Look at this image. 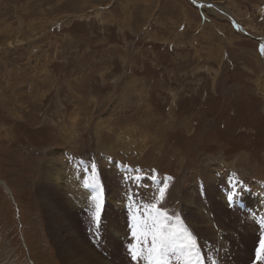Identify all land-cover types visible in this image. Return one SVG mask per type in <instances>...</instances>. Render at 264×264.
<instances>
[{
  "label": "rangeland",
  "instance_id": "374dc122",
  "mask_svg": "<svg viewBox=\"0 0 264 264\" xmlns=\"http://www.w3.org/2000/svg\"><path fill=\"white\" fill-rule=\"evenodd\" d=\"M207 1L0 0V264H62L47 228L55 190L56 247L69 234L75 263L124 264L123 233L110 227L111 242L86 204L104 187L116 212L136 206L123 216L135 232L165 182L158 207L197 237L201 264L255 261L262 202L239 191L264 185V0ZM215 172L225 178L204 183ZM191 186L205 206L224 199L227 222H248L244 242L214 227L208 252L183 203Z\"/></svg>",
  "mask_w": 264,
  "mask_h": 264
},
{
  "label": "bare ground",
  "instance_id": "6f19581e",
  "mask_svg": "<svg viewBox=\"0 0 264 264\" xmlns=\"http://www.w3.org/2000/svg\"><path fill=\"white\" fill-rule=\"evenodd\" d=\"M191 1L193 2V4H196V5H201L202 1L206 2L207 3L206 5H209V3H210L207 0H191ZM213 7H214V5L212 6V8ZM208 8H210V7H208ZM212 25H213L212 22H209L207 27H211ZM214 162H216V160L212 161L211 163H214ZM223 163H226V162H223ZM216 164H218V163H216ZM220 164H222V163H220ZM227 164L230 165V163H227ZM215 165L213 164V166H215ZM50 171H55V170L54 169H50ZM231 175H233V174H231ZM216 176H217L216 172L214 174H211V175L208 174L207 176H205V180L203 179V181H204V183H207V184L211 185V184H214L215 181L218 180V178H225V176H222V175L220 177H217V178H216ZM46 182H47V180L44 179V183H46ZM204 183H203L204 187L208 186V185H205ZM194 185L195 186L197 185L195 181H194ZM84 186H82V187L80 186V190H78V192H76V194H78L79 192H82L83 190L84 191L88 190ZM244 188L251 189V191L250 192L249 191H242V189H241L239 191V194H242L243 196H246V197L251 196L253 198L259 199L262 202V208H264V185L262 186V185H258V183L257 184H254V183L251 184L250 183ZM103 189H104V187H103ZM102 190H100V195H98V196H90V198L92 199V203L91 204H93V206L92 205L90 206V202H88L86 204V208L88 210H91L92 208H95L97 200L94 199V197L98 198V201L100 203H102V206H103L104 211H105L102 214L104 216V218H103L102 222L99 223V225H100L99 231L101 229H105L106 230V237L111 242H113L114 244H116V240H115V237H114L112 232H114L116 230V228H117V231H121L123 234L122 235L120 234V236L121 237L124 236V238L122 240L124 242L121 243L122 241L119 240L120 242H118L117 245H120V249H121L122 253H128L129 252L128 251L129 247L131 245H136L135 244L136 238L134 239V236H133L134 232H132V230H130V228H129L130 225L127 223V218L123 217V216L124 215H128V214H132L131 206L134 207V208H136V206L128 205L127 207L124 208V211H121V207H120L119 211L116 212V209L114 207L110 206V204H108V198L104 197L105 192H102ZM194 190H195L194 186H191V190H190L189 187L187 189H185L184 196H183L182 199H183V203H185V205H186L187 216H188V219L190 220V223H192L191 226H193V228L196 230L197 234L201 237L202 242H204L207 245H210L209 242L207 243V241H204V239H206V240H209L211 242V244H212V247L210 249L208 247V249H207L208 252L212 253V251L218 245V243L221 244V242L216 241V238L213 236L214 235V233H213L214 232L213 231L214 227L217 230H222V232H225V236H224L223 240H227V241H229V240L234 241V239H236L235 237H237V238L240 237L241 235H236V234L232 233V232L240 230L243 233V242H244V240H245L244 237H246L248 233H251L253 231L252 228H248V222L245 221L244 219H238L237 225H232L231 222L230 223L227 222V219L229 218V215H228L229 213L224 208V207H227V205L225 203H221L224 199H219V200L218 199H214L213 200V199H211V196L210 197L207 196L206 198H204V200L206 199V203H207V205L205 206L203 200H200L198 195L194 194ZM73 194L74 193H72V195ZM70 198H72V197H70ZM68 201H69V198H68ZM71 201H70V203L72 205H74V200L71 199ZM82 201H83V197L77 203H81ZM60 202H61V194L57 190H55V196L52 198L51 204H49L47 206V210L49 211L50 216H51L50 217L51 219L49 218L50 219V223H49L50 225L48 224L49 226H47V228L49 227V229H48L49 233L53 234V236H51V237H52V240L54 242L55 250L57 251V255L59 257L58 259L61 261V263L62 264H77V263L74 262V260H72V256L73 255L71 253H72L73 249H71L70 247L64 249L65 246L68 247V245H71L70 241H69V234H67L64 237L65 238L64 239L65 242L62 240L63 239L62 238L61 239V243L58 244L57 247L55 245V241H57V238H58V237H56L57 232L59 234V231L61 230V226L58 225V224H55V222H54V217H55L56 213L58 212V210L56 209V206H58L60 204ZM210 203L211 204L214 203V206L217 207L218 211H217V213L215 215L213 213H211V212L208 213V206L210 205ZM230 204H231L232 207L236 206L237 209L241 208L242 211L248 210L247 209V206H248V202L247 201L233 199L230 202ZM122 205H124V204H122ZM195 205H196V207L199 210L196 209ZM100 206H101V204H100ZM102 206H101V212H102ZM262 208H260L259 215L254 214L253 217H256L257 219L258 218L264 219V211L262 212ZM135 212H134V215L136 217H140V214H136ZM224 217H225V220L223 222H221V224L219 225L220 221H222L224 219ZM80 220L83 221L85 226L88 227L89 223L87 222V216L85 215L84 212H82L80 214ZM216 226H218V228ZM110 227L113 228L112 232L109 229ZM97 232H98L97 229H90L89 228L88 233L91 234V236L89 237V240L92 241V242L102 243L100 241L101 237H97ZM258 232L259 231L256 230V232H255L256 235H254L253 237L256 238ZM257 238H258L257 239L258 244H259L261 239H264V237H262V236L261 237H257ZM78 240H79L78 241L79 242L78 243L79 244L78 247H80V245H82V242H81L82 240L81 239H78ZM58 241H59V239H58ZM232 245H233V242H230L229 243V247L232 246ZM199 246H202V245H199ZM246 246H249V245L246 244ZM229 247H228V249L226 248L228 250L227 252L226 251H224L223 253L220 252V253H218V256L221 255V256H224L225 258H227L230 255ZM248 248H250V247H248ZM198 249H200V248H198ZM253 249H256V248H253ZM201 253H203V252H201ZM112 258L113 257H111L110 259H112ZM145 258L148 260V262H146ZM183 258H184V256H182L180 253H176V254H174V255H172L170 257V259L168 261V264H174L176 261L182 260ZM251 259H253V256H252ZM178 262H180V261H178ZM252 262L253 263H251V262L250 263L254 264L253 260H252ZM86 264H90V262H87ZM124 264H149V259L145 255V257H143V258L134 260V259H132L131 255H130L129 257H127L125 259ZM180 264H182V262ZM209 264H211V263H209ZM216 264H223V263L221 261H219ZM225 264H230V263L226 262ZM234 264H240V263L239 262H235Z\"/></svg>",
  "mask_w": 264,
  "mask_h": 264
},
{
  "label": "snow or ice",
  "instance_id": "6c2138e0",
  "mask_svg": "<svg viewBox=\"0 0 264 264\" xmlns=\"http://www.w3.org/2000/svg\"><path fill=\"white\" fill-rule=\"evenodd\" d=\"M93 170L95 165L93 164ZM171 180L172 178H167ZM93 185H96L93 180ZM168 183L165 182L162 187L153 194L154 202L142 205L144 209L141 211V219L134 225L136 232L133 236L137 239V245H131L128 249L132 259H140L145 255L149 259V264H168L170 257L179 252L185 258V264H201L200 252L197 248L196 238L183 227L182 223L179 227H174L176 220L169 213L158 207L166 197ZM95 205V211L92 215L93 224L98 225L101 215V206L98 198ZM139 211V210H138ZM137 233L139 235H137ZM215 264V261L212 262ZM254 264H264V239L259 242L256 249Z\"/></svg>",
  "mask_w": 264,
  "mask_h": 264
},
{
  "label": "crops",
  "instance_id": "0c3cea01",
  "mask_svg": "<svg viewBox=\"0 0 264 264\" xmlns=\"http://www.w3.org/2000/svg\"><path fill=\"white\" fill-rule=\"evenodd\" d=\"M264 209V208H263ZM264 210H262V212H263ZM262 232L264 233V225H263V227H262Z\"/></svg>",
  "mask_w": 264,
  "mask_h": 264
},
{
  "label": "trees",
  "instance_id": "16d2710c",
  "mask_svg": "<svg viewBox=\"0 0 264 264\" xmlns=\"http://www.w3.org/2000/svg\"><path fill=\"white\" fill-rule=\"evenodd\" d=\"M248 207H252V206H247V208H248Z\"/></svg>",
  "mask_w": 264,
  "mask_h": 264
}]
</instances>
